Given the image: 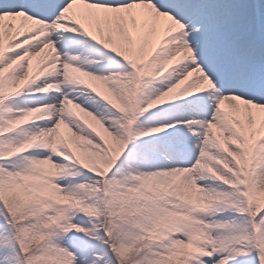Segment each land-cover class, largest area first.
I'll return each instance as SVG.
<instances>
[{
	"label": "snow or ice",
	"instance_id": "1",
	"mask_svg": "<svg viewBox=\"0 0 264 264\" xmlns=\"http://www.w3.org/2000/svg\"><path fill=\"white\" fill-rule=\"evenodd\" d=\"M0 264H264V0H0Z\"/></svg>",
	"mask_w": 264,
	"mask_h": 264
}]
</instances>
